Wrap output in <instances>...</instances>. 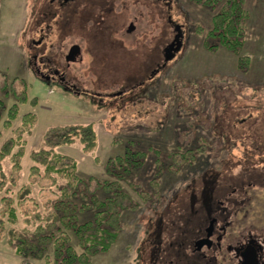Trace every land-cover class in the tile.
Instances as JSON below:
<instances>
[{"label": "rangeland", "instance_id": "374dc122", "mask_svg": "<svg viewBox=\"0 0 264 264\" xmlns=\"http://www.w3.org/2000/svg\"><path fill=\"white\" fill-rule=\"evenodd\" d=\"M49 1L0 0V85L7 79L20 91L19 79L28 89V103L21 106L10 128L6 127L5 121L16 98L12 95L5 97L0 91V97L7 104L0 122V148L13 137L25 115H38L33 134L26 136L27 154L21 184L27 183L30 174L31 153L41 149L45 132L54 126H95L99 146L93 155L85 154L77 144L61 147L58 151L77 160L83 177L100 180L110 178L105 169L107 160L122 155L130 141L136 142L141 150L159 151L165 169L170 164H177L170 154L196 151L199 146L206 145L203 146L205 152L199 154L193 164L182 165L179 172L167 169L163 172L158 194L150 186L157 153H149L146 164L130 181L140 187L138 191L153 196V202L145 203L133 186L123 182L126 191L139 203V208L124 212L118 242L108 253L95 256L93 261L94 264H138V247H143V242L148 240L149 223L164 213L168 203H178L185 195L189 202L190 194L184 192L185 188L201 172L216 167L219 164L217 159L226 161V166L221 169L233 180L246 167L245 155H253L257 161L256 167L250 166L253 173H259L260 169L264 172V0H246L251 16L243 51L251 57V67L246 72L239 70L238 57L233 52L225 47L210 51L205 43L219 9L198 5L192 0H168L171 10L159 0H85L72 4L67 8L71 11L67 13L71 22L69 25L61 23V27L58 25L50 40L56 45V57L66 54L70 43H82L83 59L72 66V72L89 92L98 94L95 98L91 93L76 97L58 86L42 83L31 70L30 45L36 38L35 13L46 10ZM100 3L114 6L115 12L108 22L113 31L116 28L114 36L108 29L101 30L103 24L95 22ZM131 22L136 31L127 37ZM172 23L183 25L185 29L184 50L148 84L150 92L146 97H139V88H136L134 105L123 107L120 102L116 103L119 99L112 94L128 84V78L137 85L159 61V53L163 51L160 38L164 32L166 45L173 40ZM70 28L69 32L74 36L65 39V45L61 41ZM199 28L203 29V34ZM80 33L84 37L81 38ZM5 167L10 173L9 161ZM38 192L36 189V194ZM40 198L42 203L47 201ZM177 203L172 206L171 214L175 213ZM30 207L32 205L28 204L27 208ZM92 217L93 214H88L81 220L85 222ZM20 219V226H24L23 216L20 215ZM6 239L5 234L0 236V264H22L15 248L9 246ZM32 263L44 264L42 260Z\"/></svg>", "mask_w": 264, "mask_h": 264}, {"label": "trees", "instance_id": "16d2710c", "mask_svg": "<svg viewBox=\"0 0 264 264\" xmlns=\"http://www.w3.org/2000/svg\"><path fill=\"white\" fill-rule=\"evenodd\" d=\"M198 5L219 9L213 17V27L207 32L206 45L210 51L225 47L238 57L240 71H248L251 57L243 53L246 33L251 18L246 0H192ZM203 34V29L199 28ZM20 82V83H19ZM20 91L4 79L0 91L11 95L16 103L8 109L6 127L17 119L22 105L28 103V89L19 80ZM7 110L0 97V122ZM22 125L0 148V236L6 235L7 244L15 248L22 264L42 260L44 264H94V257L108 253L118 242L123 230L122 216L126 211L139 208V203L126 191L123 182L139 190L131 177L147 162L150 152L157 153L156 169L150 186L159 193L160 177L167 169L179 172L182 165L193 164L206 145L196 151L170 154L173 162L166 169L160 152L141 150L130 141L122 155L107 160L106 173L110 177L100 180L83 177L77 160L58 151L65 146L80 145L85 154L93 155L99 146V135L93 124H68L49 128L43 146L30 155L32 166L27 183L21 184L23 161L27 154L26 136L30 137L38 122V115L29 113ZM11 164V172L5 163ZM95 162L100 164L98 158ZM18 188V189H17ZM38 189V194H36ZM145 203L153 202L146 191H138ZM43 194V196H40ZM144 195H147L144 197ZM40 197L47 199L42 203ZM28 204L32 207L27 208ZM93 214L82 222L81 217ZM23 216L24 226H20ZM76 240V243L74 242Z\"/></svg>", "mask_w": 264, "mask_h": 264}, {"label": "flooded vegetation", "instance_id": "af4514ba", "mask_svg": "<svg viewBox=\"0 0 264 264\" xmlns=\"http://www.w3.org/2000/svg\"><path fill=\"white\" fill-rule=\"evenodd\" d=\"M80 1L85 0H50L46 10L35 13L36 38L32 39L30 45L33 60L30 67L36 78L42 83L58 86L76 97L91 93L72 72V66L83 59V45L81 42L70 43L67 53L56 57V45L50 39L53 38L55 29L61 27V23L69 25L71 21L67 13L71 11L67 8ZM159 1H163L169 10L172 9L170 1ZM99 5L100 11L96 13L95 22L103 24L101 30L108 29L114 36L116 28L113 31V27L108 25L109 17L115 12L114 6H106L107 3ZM172 24L174 28L181 26L184 34L183 48L178 56L185 47V29L183 25ZM130 25L134 23L129 24L127 37L136 31L134 25V30L129 32ZM70 30L71 28L65 33L61 43L66 45L65 39L74 36ZM164 36L163 32L160 38L163 41V51L159 53V61L137 85L128 78L129 83L112 94V97L119 99L116 103L120 102L123 107L134 105L136 88L142 94L138 93L139 97H146L150 92L148 84L166 70L168 64L165 65L164 61L165 50L173 42L176 32L167 45ZM80 37L84 36L80 33ZM75 46L81 51L79 62H68L66 58ZM95 93H91L94 98L98 96ZM254 159L253 155H245L246 167L234 180L224 175L221 168L226 166V161L222 158L217 159L219 164L216 167L207 168L193 178L184 191L190 194L189 202L186 201L187 196H183L181 201L176 202L174 214L170 212L176 203H168L163 209L164 216L161 214L149 223L146 235L148 240L143 242V247H138V264H264V172L260 169L259 173H253L250 166L256 165L257 161Z\"/></svg>", "mask_w": 264, "mask_h": 264}, {"label": "water", "instance_id": "95a60500", "mask_svg": "<svg viewBox=\"0 0 264 264\" xmlns=\"http://www.w3.org/2000/svg\"><path fill=\"white\" fill-rule=\"evenodd\" d=\"M134 30V25H130L129 32ZM176 32V36L173 40V42L166 48L165 54H164V61L165 65H167L170 61L174 60L177 54L182 50L183 48V37L184 34L182 32L181 26H176L174 28ZM81 51L80 48L75 46L71 49L69 52L66 60L68 62H77L80 58Z\"/></svg>", "mask_w": 264, "mask_h": 264}]
</instances>
